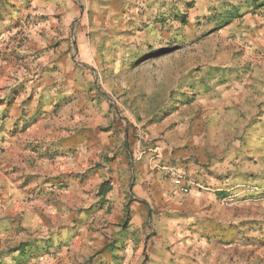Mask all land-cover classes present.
Wrapping results in <instances>:
<instances>
[{"label":"rangeland","instance_id":"374dc122","mask_svg":"<svg viewBox=\"0 0 264 264\" xmlns=\"http://www.w3.org/2000/svg\"><path fill=\"white\" fill-rule=\"evenodd\" d=\"M254 2L0 0V264H264Z\"/></svg>","mask_w":264,"mask_h":264},{"label":"trees","instance_id":"16d2710c","mask_svg":"<svg viewBox=\"0 0 264 264\" xmlns=\"http://www.w3.org/2000/svg\"><path fill=\"white\" fill-rule=\"evenodd\" d=\"M255 1V0H254ZM254 5L256 8H259L261 6L264 5V2H254ZM238 9L236 8H232V10H229L227 13L219 16L217 18V23L220 25L219 27H224L226 25H228L229 23H231V21L236 18L241 16L242 14H238ZM178 18H181L183 20L184 16L183 14H179L177 13L175 15ZM37 120V114H35L33 120L27 121V126L33 124L35 121ZM110 182L105 180L100 184V192L99 195H101V197L104 199L106 194L108 193V191L111 189V186L109 184ZM228 197V193L227 192H220L219 193V198H225ZM47 250L52 249L54 246V241H50L49 243H47ZM15 250L19 251V261L13 263V264H18L20 262H22L23 260H27L30 256H31V252H32V246L30 244L27 243H22L18 248H15Z\"/></svg>","mask_w":264,"mask_h":264},{"label":"crops","instance_id":"0c3cea01","mask_svg":"<svg viewBox=\"0 0 264 264\" xmlns=\"http://www.w3.org/2000/svg\"><path fill=\"white\" fill-rule=\"evenodd\" d=\"M85 1H88V0H85ZM98 1H100V0H98ZM101 1L104 2V0H101ZM105 1H108V0H105ZM111 1H114V2H115L116 0H111ZM131 1H133V0H120L121 3H122V2H129V6H131V4H130ZM111 5H112V4H110V3L107 5V6H108L107 9H108L109 12H110V13H109V16H111V13H112V11H113L112 8H115V5H113V7H112ZM127 6H128V5H127ZM128 8H129V7H127V9H128ZM104 10H105V9H104ZM121 11H122V10H121ZM124 16H128V14H126V15H124ZM167 152H168V151H167L165 148H164V151H161V150H160V157L163 156V155H165ZM172 157H173V156H172ZM172 157H169V156L167 157V156H166L165 159L162 158V159H163V163H164V164H167V161H171L170 159H171ZM173 158H176V159H177V158H178V155H175ZM158 163H162V161H161L160 159H158ZM166 168H167V165H166V166H163V169H166ZM192 181L194 182V181H196V180H195L194 178L190 177V182L193 183Z\"/></svg>","mask_w":264,"mask_h":264},{"label":"built area","instance_id":"2783aa9c","mask_svg":"<svg viewBox=\"0 0 264 264\" xmlns=\"http://www.w3.org/2000/svg\"><path fill=\"white\" fill-rule=\"evenodd\" d=\"M152 152L158 154V148H155L153 150H151ZM145 153V151L142 149V145H141V141L138 140L137 142V147L135 150V155L137 157H141L143 154ZM173 176H176L177 174L174 172V170L171 172ZM176 180V177H175ZM178 182V180H176ZM196 186H198L199 188H205L203 185H201L200 183H196ZM181 190H183L184 192H188L189 191V186L186 187H182Z\"/></svg>","mask_w":264,"mask_h":264}]
</instances>
